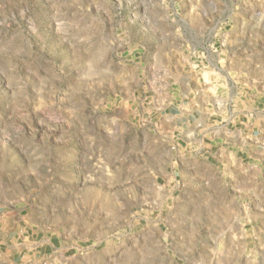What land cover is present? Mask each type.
Wrapping results in <instances>:
<instances>
[{"label":"rangeland","instance_id":"rangeland-1","mask_svg":"<svg viewBox=\"0 0 264 264\" xmlns=\"http://www.w3.org/2000/svg\"><path fill=\"white\" fill-rule=\"evenodd\" d=\"M214 86L264 140V0H0V264H264V175L165 118Z\"/></svg>","mask_w":264,"mask_h":264},{"label":"crops","instance_id":"crops-1","mask_svg":"<svg viewBox=\"0 0 264 264\" xmlns=\"http://www.w3.org/2000/svg\"><path fill=\"white\" fill-rule=\"evenodd\" d=\"M211 89L212 92H205V98L201 102L193 101L187 106L183 105L187 107L185 111L180 106L179 113L169 112L165 114V118L169 124L180 120L178 124L184 131L183 151L190 152L191 158L198 155L213 158L212 148L215 147V150L221 148L229 160L227 164L222 161L224 158L219 161L227 168L224 172H231L230 175L237 181L240 175L245 174L248 189L249 187L254 189L255 172L259 174L261 172V175H264L262 170L264 168V140L262 129L257 123L259 119L255 121L253 115H247L241 111L236 112L232 117L221 116L219 118L220 111L215 101L216 87Z\"/></svg>","mask_w":264,"mask_h":264}]
</instances>
